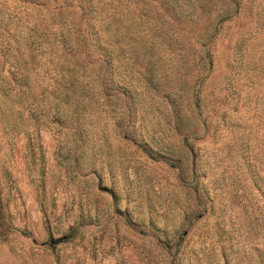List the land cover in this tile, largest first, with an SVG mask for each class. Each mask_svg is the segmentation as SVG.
I'll list each match as a JSON object with an SVG mask.
<instances>
[{
    "label": "rangeland",
    "instance_id": "rangeland-1",
    "mask_svg": "<svg viewBox=\"0 0 264 264\" xmlns=\"http://www.w3.org/2000/svg\"><path fill=\"white\" fill-rule=\"evenodd\" d=\"M0 264H264V0H0Z\"/></svg>",
    "mask_w": 264,
    "mask_h": 264
}]
</instances>
